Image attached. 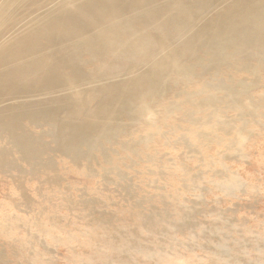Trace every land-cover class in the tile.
Returning <instances> with one entry per match:
<instances>
[{"label": "bare ground", "instance_id": "1", "mask_svg": "<svg viewBox=\"0 0 264 264\" xmlns=\"http://www.w3.org/2000/svg\"><path fill=\"white\" fill-rule=\"evenodd\" d=\"M263 77L264 0H0V139L9 143H0V178L10 177L13 185L1 195L8 204L0 210V234L12 240L7 246L33 247L36 237L28 234V222L44 234L50 235L51 227L64 231L56 236L61 244L76 240L66 227L74 221L63 222L55 213L60 204L77 209L82 220L84 227L76 231L86 236L89 253L79 254L81 264L96 259L127 264L129 249L140 247L137 228L153 232L166 220L186 228L191 212L180 205V193L199 186L201 172L192 173L183 161L194 157L190 149L203 140L217 142L202 126L220 123L216 129L222 132L232 127L223 117L226 109L234 110L239 122L244 115L253 117L263 97L252 91ZM162 129L188 147L175 150L180 184L168 194L136 195L122 182L120 166L133 154L154 161L158 152L149 151L150 143L168 144L160 139ZM235 131L242 136V123ZM13 152L31 171L54 170V154L63 157L64 172L84 176L90 174L83 166L111 163L118 179L101 171L99 184L113 182L131 202L125 209L118 206L119 217L103 210L93 214L98 198L63 196L59 177L49 175L45 183L54 182L56 189L35 187L46 204L19 212L12 194L21 195L19 178L26 170L9 157ZM222 177L223 186L236 185L231 173ZM153 202L169 204L172 211L143 209V203ZM124 227L131 233L122 234ZM65 249L76 252L72 243ZM35 254L25 260L31 263ZM3 257L0 251V261Z\"/></svg>", "mask_w": 264, "mask_h": 264}, {"label": "rangeland", "instance_id": "2", "mask_svg": "<svg viewBox=\"0 0 264 264\" xmlns=\"http://www.w3.org/2000/svg\"><path fill=\"white\" fill-rule=\"evenodd\" d=\"M252 92H254L253 95L255 97L258 94L263 97L261 106L253 117L244 115L243 120L239 122L234 118V110L226 109L223 117L229 120L232 127L222 132L216 129L220 123L214 124L213 127L202 126V129L209 131L211 138L213 137L217 142L211 141L207 143L209 140H203L196 147L190 149V153L194 157L183 161L185 165L190 167L192 173L201 172V179L198 181L199 186H192L193 188L190 187L192 188L191 190L189 188L187 191L180 193V205L182 204L183 207L191 212L190 224L184 229H179L171 224L169 220H166L161 225H158L159 231L150 232L143 227L137 228L140 247L136 248L137 250L134 248L135 246L129 249L126 254L127 264H136L135 262L137 264H264V77L262 78L261 87L256 88ZM240 123H242L244 132L242 136H237L235 128ZM152 130L156 131L157 127L152 128ZM161 133V141L166 140L168 144L150 143L149 151L154 152L153 150H155L158 152V157L153 158L152 156L154 161L148 159L145 154H133L126 158L124 166H120L124 174L122 182L131 185L133 188L132 192L134 194L137 193L136 195L149 193L168 194L172 188L178 187L180 184L178 179L182 173L177 169L178 159L176 153L188 150V147L178 140L175 134L169 133L168 129H162ZM0 143L2 145L9 144L4 138L0 139ZM9 157L24 167L21 169L26 170L19 178L21 195L18 194L19 191L16 195L15 193L12 194L17 206L21 209L19 212L27 210L32 213L41 205L46 204V202L41 204L40 194L36 191V188L42 184H44L42 190L48 192L58 186L57 188L63 192V196L68 195L72 199H79V195L80 198L91 196L98 198L99 203L95 204L93 214L103 210L111 213L114 217H119L122 214L119 209H125L131 202L120 197L113 182H107L105 185L99 184L101 171L106 170L107 175L111 177L110 180L118 179L114 175L118 167L112 166L111 163H101L99 165L96 162L89 166H83L82 168L85 169L84 173L90 174V176H84L71 171L64 172L65 169L60 164L63 157L58 154L53 155V159L57 162L56 167L53 168L54 170L42 168L31 171L24 163L25 161L17 158L14 152ZM204 158L208 160V166L205 162L203 163ZM156 165L161 167V172L155 170L158 169ZM5 170L16 172V169L12 168ZM224 173H231L236 178V185L233 188L229 189L228 186L225 184L223 186L221 183ZM49 175H57L59 177V182L56 181L57 186L54 182L45 183L47 177H51ZM4 177L0 178V210L8 205L2 199L4 194L7 193L9 188L13 191L11 178ZM228 190H231L232 193L228 192ZM25 192L26 195L24 194ZM106 195L109 196L107 199L108 203H104ZM166 200L169 201V199ZM53 202L58 203L55 196H53ZM66 202L72 204L69 201ZM118 206L120 208L117 210ZM142 207L145 211L152 209L159 211L164 208L168 213L172 211L169 204L157 202L152 204L143 203ZM59 209L61 210L59 211ZM54 210H56L55 213L58 215H62L61 220L63 222L74 221V224L70 223L66 227L71 229V233H76V240H69L66 244L72 243L74 245L75 254L65 249L66 244H61L60 241H57L58 235H64V231L62 233L56 227L55 230L49 223H45L46 227H51L48 230H50V235L52 234L51 238H55L52 240L48 234L49 232H45V234L42 231L37 232L38 230L36 229L35 231L32 222H28V234L31 237H36L33 247L32 244H27L26 248L23 249L14 245L9 247L6 241L12 242L11 238L0 234V251H2L4 256L0 264H79V254L85 257V253H89V247L85 245L86 236L78 233V230L76 231L77 227H84L82 220L78 217V210L67 209L61 204L60 207L55 206ZM127 229L124 227L122 234H125ZM41 230H44V228H41ZM16 232L18 233V230L14 232V236L17 235ZM127 232L131 233L129 229ZM78 234L80 235L77 238ZM127 239L130 238L127 237ZM52 242L55 244H52ZM29 246L31 247L29 248ZM39 250H44V252L40 253ZM159 252L161 253L158 254ZM29 254H35V257L32 255L34 259L31 260V263L25 260ZM155 258L158 259L155 260ZM129 259L131 260L129 261ZM109 260L101 263V260L96 259L92 264H109ZM110 262L111 264H122L113 259Z\"/></svg>", "mask_w": 264, "mask_h": 264}]
</instances>
